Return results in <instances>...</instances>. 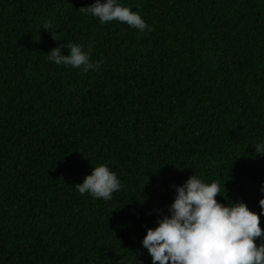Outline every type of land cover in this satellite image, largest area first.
Here are the masks:
<instances>
[{"label": "trees", "instance_id": "1", "mask_svg": "<svg viewBox=\"0 0 264 264\" xmlns=\"http://www.w3.org/2000/svg\"><path fill=\"white\" fill-rule=\"evenodd\" d=\"M120 2L152 30L81 13L94 0H0V264H152L147 228L194 173L261 211L264 0ZM69 42L99 70L45 59ZM99 164L109 201L74 185Z\"/></svg>", "mask_w": 264, "mask_h": 264}, {"label": "clouds", "instance_id": "2", "mask_svg": "<svg viewBox=\"0 0 264 264\" xmlns=\"http://www.w3.org/2000/svg\"><path fill=\"white\" fill-rule=\"evenodd\" d=\"M81 13L92 15L102 24L111 21L126 23L139 32L151 31L138 11L120 0H94L81 7ZM50 31V21L43 26ZM54 40L60 38L50 31ZM47 52L45 59L57 66L82 69L81 74L99 70L102 60L92 61L91 47L85 51L82 43L69 42ZM258 155L264 156V141L255 144ZM225 184V183H224ZM81 195L109 201L122 188L121 179L106 164L94 166L82 182L74 184ZM264 193V186L261 187ZM175 197L168 214L157 217L156 226L148 227L142 239L152 264H264V229L260 225L264 214V195L259 200L260 213L246 202L217 200L221 195L219 181L206 182L195 173L183 184L175 186ZM257 239L261 242L257 244Z\"/></svg>", "mask_w": 264, "mask_h": 264}]
</instances>
